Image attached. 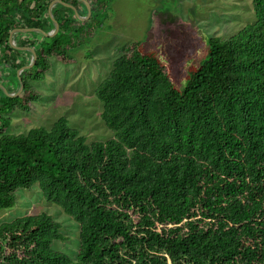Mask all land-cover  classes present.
I'll list each match as a JSON object with an SVG mask.
<instances>
[{
	"label": "trees",
	"instance_id": "16d2710c",
	"mask_svg": "<svg viewBox=\"0 0 264 264\" xmlns=\"http://www.w3.org/2000/svg\"><path fill=\"white\" fill-rule=\"evenodd\" d=\"M53 1L0 0V75L8 91L20 85L23 54L31 56L11 47V32H50ZM62 1L87 14L83 3ZM87 1L85 21L55 7L60 30L53 37L16 35L38 59L24 72L22 93L0 89V209L14 208L17 192L38 184L80 224L78 255L74 261L53 248L66 240L62 225L41 213L0 225V264H264V0H253V24L209 39L182 88L146 43H131L96 89L111 140L88 144L65 118L51 129L7 133L5 115L30 112L40 99L29 80L44 81L51 58L72 62L68 52L102 26L111 0Z\"/></svg>",
	"mask_w": 264,
	"mask_h": 264
},
{
	"label": "rangeland",
	"instance_id": "374dc122",
	"mask_svg": "<svg viewBox=\"0 0 264 264\" xmlns=\"http://www.w3.org/2000/svg\"><path fill=\"white\" fill-rule=\"evenodd\" d=\"M255 15L253 0H111L95 36L68 52L72 62L66 64L51 58L46 79L29 80L40 99L31 103L30 112L14 110L5 115L10 119L6 132L19 135L37 127L51 129L59 119L65 118L71 128L87 138L88 144L111 140L114 134L102 119L104 104L97 98L96 89L131 43H146L172 67L176 83L182 88L186 69L204 60L209 39L236 35L256 21ZM23 56L29 64L32 55ZM1 72L10 74L6 77L8 81L15 80L10 69L3 68ZM24 72L22 79L26 76ZM2 81L0 75V84ZM19 90L20 85L9 92ZM41 213L49 214L62 225L66 240L56 241L53 248L76 261L80 224L48 202L38 184L31 190H19L14 208L0 209V225Z\"/></svg>",
	"mask_w": 264,
	"mask_h": 264
},
{
	"label": "water",
	"instance_id": "95a60500",
	"mask_svg": "<svg viewBox=\"0 0 264 264\" xmlns=\"http://www.w3.org/2000/svg\"><path fill=\"white\" fill-rule=\"evenodd\" d=\"M81 3H83L84 5H86L87 7V16H82L79 12H78V9L75 5H72V4H69V3H66L62 0H55L53 1L50 6H49V13H50V17L52 19V22H53V29L50 31V32H47L45 30H42V29H36V28H19V29H15L11 32L10 34V39H9V42H10V45L13 49L17 50V51H20V52H29L31 55H32V60L31 62L26 65V66H23L22 68H20L18 71H17V79H18V82L20 84V90L17 91V92H14V93H11L8 91V89L3 85V84H0V89L9 97H16L18 96L20 93L23 92L24 90V87L25 85L23 84V79H22V73L26 70H30L34 67V65L36 64L37 62V59H38V55L35 51V49L31 48V47H27V46H20L18 45L16 42H15V36L17 34H28V33H38V34H41L42 36L46 37V38H50V37H53L55 36L56 34H58L59 30H60V26H59V23L57 22V20L55 19V16L53 14V10L54 8L57 6V5H62L70 10H72L74 12V14L76 15V17L81 20V21H85V20H88L90 19L91 15H92V10H91V5L90 3L87 1V0H77Z\"/></svg>",
	"mask_w": 264,
	"mask_h": 264
}]
</instances>
